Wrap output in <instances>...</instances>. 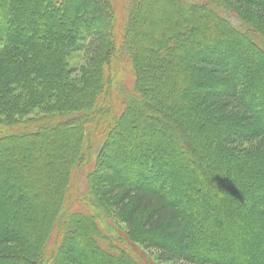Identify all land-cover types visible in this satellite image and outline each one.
<instances>
[{
	"label": "trees",
	"instance_id": "16d2710c",
	"mask_svg": "<svg viewBox=\"0 0 264 264\" xmlns=\"http://www.w3.org/2000/svg\"><path fill=\"white\" fill-rule=\"evenodd\" d=\"M166 2L145 33L159 0H132L118 31L109 0H0V114L11 118L0 119V264H150L141 245L163 261L264 264V0ZM205 10L211 21H195ZM122 50L133 85L119 112L110 65ZM35 108L51 115L12 119ZM68 121L79 134L60 148L48 131ZM90 161L77 208L66 196ZM94 174L116 180L98 199ZM83 239L92 256L81 260Z\"/></svg>",
	"mask_w": 264,
	"mask_h": 264
},
{
	"label": "rangeland",
	"instance_id": "374dc122",
	"mask_svg": "<svg viewBox=\"0 0 264 264\" xmlns=\"http://www.w3.org/2000/svg\"><path fill=\"white\" fill-rule=\"evenodd\" d=\"M109 1H110V8L112 7V9L114 10V15H115L114 21L116 22V31H118L122 27L124 21L128 17V13H129V10H130V7H131V1L132 0H109ZM159 1H160L159 4H156L155 6L152 5V7H153L152 8L153 11L151 10L152 11V16H151L152 19H151V23L149 24L150 26L147 25V26L143 27V31H145V33H146V31H149V30H152V29L154 31L157 30L156 28H158V26H160V23H158L159 22L158 20H160V18H161V17H159V15L161 14V11H165L164 10L165 7H167V9L170 8L169 7L170 5L168 6V3L166 2V0H159ZM158 5H160L161 8ZM185 5L187 6V4H185ZM174 7H176V8H174ZM171 8L172 9L174 8L177 11L175 14H178V15L180 14L179 17L180 16H186V15L188 17H190V11H189L188 7H184L182 5V7L179 8V7L175 6V5H171ZM210 17H211L210 13L205 10L202 13H198L197 17H194V20L198 21V19L200 18V21H202V23L205 24L208 21L209 22L211 21ZM164 19H166V18L162 17V19L160 21H164ZM234 38H232V39L228 38L227 41L233 42L234 43L233 45H237L238 47L240 46V48L241 47L245 48L246 43H245L244 40L241 39V40L235 41ZM75 61L78 64H82L85 60L83 58H81V56H80V57L75 58ZM110 66H111V69L113 70V73H114L113 74L114 80H113L112 86H111V88L109 90L110 102L113 104V106L116 105V109H118L117 111H119V110L121 111L123 109V107H124L123 100L126 98V96L128 95V92L130 91V88L133 85L132 74H131V71H129L130 70L129 69V60H128V56L126 55V52L124 50L120 51L118 57H115V59L112 58V62H111ZM206 70L209 71L208 69H205V70H203L201 72L202 73L201 75H204V77H205V74L207 73ZM114 81H115V83H114ZM251 87H252V85H251ZM108 106H109L108 104L105 105L106 108ZM50 115H51L50 112H48L47 110H42L41 108H35L34 110H32L29 113H22V114H19L17 116L13 115L12 119L13 120H17V121L22 122V123H26V122L32 123L35 120L37 122H39V120H42L43 118H47ZM134 117L135 118L133 120H135V122L138 123L141 116L137 115V116H134ZM0 119L4 120L6 122H10L11 118L7 114L6 115L5 114H0ZM64 125H66V126H64ZM64 125H62L61 127L60 126L57 127L56 131L54 130L55 131L54 133H52L51 131L47 130L49 135H50V137H54V139H56V141L58 142L56 145H58L60 148L65 145V142H67V141L71 142V140L72 141L76 140L77 134H79V132L77 130V126L78 125L76 123H71L70 124L69 121H68ZM39 138H40V136L37 135L36 138H35L36 142H37V140H39ZM88 138H89L88 141L90 142L89 146L91 147L90 148V153L96 154L99 151V149H100L101 142H100V140H98V136H96L95 134H91ZM183 139H184L185 143H188L189 139H187V138H183ZM2 141L4 142L5 139H3ZM118 144H119V139L118 138H117V140H113L111 142V144L106 146V149H107L106 150V154H108V155L110 154V156H112L113 154H116L118 152V150H119V145ZM52 147H55V146H52ZM49 148L51 150V146H49ZM53 149H55V151L57 150L56 148H53ZM3 158H4V151H2V149H0V160L3 159ZM81 158L82 157H80L77 161H75L74 163H72L70 165L69 171L71 172L72 175L76 174L77 171L79 170L78 169L79 168L78 167V163H79ZM110 160H107L106 162H104L105 167H108L106 164L108 162H110ZM115 163L117 164V161H114V164ZM93 165H94V162L90 161V163H88L87 165L83 166L80 169V171L78 172L79 176H78V180H77V183H76V189H75V191H73V194H72V198H71V189L68 190V195L66 196V198L69 199V203L74 204V207L78 208V206H81L83 208H87L86 206L84 207L85 204L81 203V201L79 200V195L86 188L85 174L91 168V166H93ZM118 165H115L114 168H117ZM100 166H102V165L99 162V166L98 167H100ZM92 177H93L92 186H93V190L95 192L94 195H95V197L97 199H98V197H101V195L103 194L102 187L106 186L108 184V182H110V181H113V182L116 181L114 179H108L104 175H103V179L104 180L102 182H99V179H100L99 175H97V174L95 175L94 174ZM149 183H152L151 178L149 180ZM52 184L53 183H51V185ZM52 188L55 189V185L54 186L52 185ZM21 190L25 192L26 189H21ZM21 190L19 188H17L16 191L17 192H22ZM104 203H105L106 207L109 210H111L113 213L117 212L116 211L117 207L112 205L110 201L104 200ZM83 208H82V210H83ZM0 210L2 212V208ZM9 210H7V213H8ZM84 211H86V210L84 209ZM7 213H5V214H7ZM93 223H94V226H96V225L101 226L100 220H97V222L93 221ZM76 224L78 225V228H79L78 231H80V232H81V230L86 229L87 231L92 233V231L95 230V228L90 226V223L86 222V221H81V220L76 219ZM120 226L123 227V228H127V225L125 223H121ZM28 240L30 241V237L28 238ZM92 241L94 242V240H92ZM89 243L83 239L78 244L77 251H78V254L80 255L81 260L87 255L89 257L92 256V254L88 250V249H90L92 247L91 244H89ZM115 243L117 244L118 247L124 248L126 251H128L130 253V251L127 250L125 248V246L122 244L123 243L122 241H120V240L119 241H115ZM102 244L104 246H106V247L109 245L106 240H102ZM3 247L10 248V249H16V245H14V244H8V245H5ZM64 247L67 248L68 246L64 245ZM140 248H141V251L145 253L146 260L147 261L149 260L150 264H191V263L183 261V260L163 261L158 256V252H157L156 249L146 248L143 245H141ZM111 252H113V249L112 250L108 249V253H111ZM43 253L44 252L42 251L40 253V256ZM49 254H50V252L47 253V255H49ZM66 261H68L69 264L71 262L68 259H66Z\"/></svg>",
	"mask_w": 264,
	"mask_h": 264
}]
</instances>
